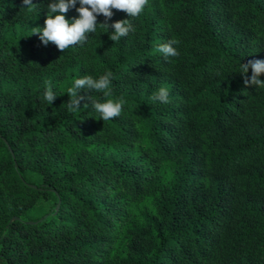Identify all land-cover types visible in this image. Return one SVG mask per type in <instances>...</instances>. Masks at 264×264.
Masks as SVG:
<instances>
[{
    "label": "trees",
    "instance_id": "1",
    "mask_svg": "<svg viewBox=\"0 0 264 264\" xmlns=\"http://www.w3.org/2000/svg\"><path fill=\"white\" fill-rule=\"evenodd\" d=\"M51 2L0 0V264H264V88L242 75L264 61V0L112 9L63 52L33 31ZM108 71V97L68 109L75 79ZM89 97L122 112L103 121Z\"/></svg>",
    "mask_w": 264,
    "mask_h": 264
},
{
    "label": "clouds",
    "instance_id": "2",
    "mask_svg": "<svg viewBox=\"0 0 264 264\" xmlns=\"http://www.w3.org/2000/svg\"><path fill=\"white\" fill-rule=\"evenodd\" d=\"M27 9L35 7L33 0H23ZM77 3L80 7L76 8ZM148 4V0H54L48 4V15L45 20V26L43 29H33L34 35H39L40 40L44 45L50 42L55 44L60 51H64L69 46H75L77 44L86 43L88 37L87 33H95L97 30V17L103 15L104 17L111 19L113 16L112 9L124 11L131 17H137L144 10V7ZM75 8L79 14V18L74 22H69L65 14ZM59 13V14H57ZM107 26L108 25H104ZM114 29L109 39L113 42L119 41L122 37L127 36L130 32H134L135 28L129 20H123L115 22L111 25ZM179 41L171 39L167 43L157 46V51L167 57H178L179 51L174 45H178ZM249 68L252 70L251 78L248 77ZM242 75L244 77L245 85H253L257 88H264V81L260 79L264 75V61L254 60L250 61L247 65L242 64ZM113 78L111 71L101 75L98 79L93 78L91 75H85L83 78H77L74 80L72 87L68 88V94L70 101L67 103L68 109L71 111H78L81 109V101L85 97L79 95L81 89H87L89 91L102 92L105 97L110 95V83ZM169 91L165 87L159 88L155 91L151 99L159 101L161 103L169 102ZM44 100L49 103H53L56 99V95L49 84L43 93ZM89 103H86L84 107L91 105L94 110L100 114L101 120L108 121L112 118L118 117L122 112L124 101L106 99L105 102H99L88 98Z\"/></svg>",
    "mask_w": 264,
    "mask_h": 264
},
{
    "label": "rangeland",
    "instance_id": "3",
    "mask_svg": "<svg viewBox=\"0 0 264 264\" xmlns=\"http://www.w3.org/2000/svg\"><path fill=\"white\" fill-rule=\"evenodd\" d=\"M32 181H35V179H31Z\"/></svg>",
    "mask_w": 264,
    "mask_h": 264
}]
</instances>
